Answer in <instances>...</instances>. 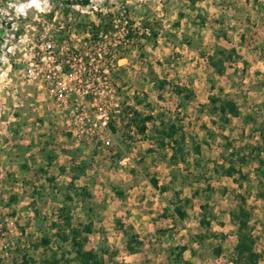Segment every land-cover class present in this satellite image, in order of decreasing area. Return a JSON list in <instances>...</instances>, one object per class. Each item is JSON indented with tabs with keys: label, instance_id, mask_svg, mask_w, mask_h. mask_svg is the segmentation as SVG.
I'll return each mask as SVG.
<instances>
[{
	"label": "rangeland",
	"instance_id": "rangeland-1",
	"mask_svg": "<svg viewBox=\"0 0 264 264\" xmlns=\"http://www.w3.org/2000/svg\"><path fill=\"white\" fill-rule=\"evenodd\" d=\"M87 3L54 0L49 16L59 43L79 47L117 12L138 38L111 73L122 113L111 121L109 147L76 143L50 97L28 81L25 58L0 40V264L72 258L70 243L55 234L58 227L70 234L66 212L75 228L92 225L82 234L84 250L101 254L102 264H233L238 224L231 213L240 206L264 264V177L256 171L264 159V0ZM221 50L229 59L218 74L209 58ZM194 82H205L196 94ZM210 95L234 101L239 114L218 113ZM129 108L179 117L192 138L186 163L170 161V145L151 147L129 127ZM151 178L168 189L154 188ZM129 224L142 241L136 252L127 248Z\"/></svg>",
	"mask_w": 264,
	"mask_h": 264
},
{
	"label": "built area",
	"instance_id": "built-area-1",
	"mask_svg": "<svg viewBox=\"0 0 264 264\" xmlns=\"http://www.w3.org/2000/svg\"><path fill=\"white\" fill-rule=\"evenodd\" d=\"M56 1L78 8L92 0ZM53 2L0 0V40L10 42L9 48L25 58L28 81L50 97L56 117L76 143L109 147L111 121L122 113L111 73L138 39L137 33L124 12H117L109 27L99 29L96 37L86 32L79 47L66 40L59 43L54 18L49 16ZM25 4L30 6L23 8ZM124 114L127 119L131 116L129 111Z\"/></svg>",
	"mask_w": 264,
	"mask_h": 264
},
{
	"label": "trees",
	"instance_id": "trees-1",
	"mask_svg": "<svg viewBox=\"0 0 264 264\" xmlns=\"http://www.w3.org/2000/svg\"><path fill=\"white\" fill-rule=\"evenodd\" d=\"M221 56V57H220ZM229 59V56L224 51H218L217 56L210 57L209 62L213 67L216 73L222 74L224 72V62ZM176 92L181 93L180 89H177ZM209 101L211 106L220 114H230L232 116H237L239 114V108L237 104L232 100L221 99L217 96L210 95ZM139 104V102H136ZM128 111L131 113V116L128 118L127 125L129 127L136 128L137 133L145 137L146 131L149 129V137L158 144L161 150H164L166 145L171 144L172 152L170 154V161L172 162H183L186 163V156L188 155L187 145L192 140L188 136L181 123L179 117H173L172 119L165 120L162 116H155L154 114L148 112L143 114L138 109L129 108ZM156 119L157 124L148 127V124L152 120ZM112 124H110V127ZM259 151V148L256 147ZM193 151L198 156L200 155V146L198 144L193 145ZM258 159V157H257ZM241 160V159H240ZM259 166L256 171L259 176L264 177V159H258ZM235 171L233 163H231L225 170V174L232 175ZM151 184L158 188L160 191L164 192L168 189L166 185H158L157 180L154 178L150 179ZM177 194V193H175ZM88 195V194H87ZM175 213L179 217H184L186 214L181 209L180 206L174 207ZM245 215L244 209L240 206L238 213H231V218L238 224V240L234 246L235 258L233 259V264H258L261 254L257 253L254 248V238L250 233L249 228L245 220L241 216ZM64 221L67 228H69V235H66L65 229L57 228L56 238L61 240V242H69L73 250V257H52V259L45 261L43 264H102V256L96 251L93 250H84L85 236L83 233H90L92 230V225L85 224L81 228H75L70 223V215L68 212L64 215ZM122 224V223H119ZM53 226H58L57 223L53 222ZM121 226V225H120ZM128 231L125 230V233L128 235L127 239V248L130 252H136L140 249L142 241L138 238V235L135 233L132 225H127ZM56 239V242H59ZM51 239L43 238L42 242L47 245ZM61 246V245H60ZM186 246H180L177 252V257L182 258V253L185 251ZM63 256V254H62ZM72 262V263H70ZM12 264H36V262L28 257H23L21 262H13ZM185 264H189L185 261Z\"/></svg>",
	"mask_w": 264,
	"mask_h": 264
},
{
	"label": "crops",
	"instance_id": "crops-1",
	"mask_svg": "<svg viewBox=\"0 0 264 264\" xmlns=\"http://www.w3.org/2000/svg\"><path fill=\"white\" fill-rule=\"evenodd\" d=\"M204 83L205 82H199L198 84H197V82H194V83H192V89H193V91L195 92V94H196V92H197V88H198V86L200 87V86H204ZM206 86V85H205ZM209 86H210V84H209ZM196 98H198V96L196 95L195 96ZM188 102L190 101V99L189 100H187ZM192 102V101H191ZM202 102H205V100H202ZM180 106V107H182L183 106V103H177V106ZM150 113H152L153 114V112L152 111H149ZM154 121V125H156L158 122L156 121V119H154V120H152V122ZM156 121V122H155ZM148 127H149V124H148ZM149 135H150V131H149V129H147V131H146V136H145V139L149 142V146H151V147H155V148H158V149H160V147L158 146V144L157 143H155L150 137H149ZM170 146H171V144H169ZM168 145H166V147H167ZM165 147V148H166ZM172 149V148H171ZM157 183H158V180H157ZM159 185V184H158ZM154 187V186H153ZM154 188H156V187H154ZM156 189H158V188H156ZM159 190V189H158Z\"/></svg>",
	"mask_w": 264,
	"mask_h": 264
},
{
	"label": "clouds",
	"instance_id": "clouds-1",
	"mask_svg": "<svg viewBox=\"0 0 264 264\" xmlns=\"http://www.w3.org/2000/svg\"><path fill=\"white\" fill-rule=\"evenodd\" d=\"M29 6H30V5L25 4V5H23V8H26V7H29ZM9 7H15V5H9ZM20 7H21V6H20ZM20 7H19V8H20ZM19 8H18V9H19ZM18 9H17V10H18Z\"/></svg>",
	"mask_w": 264,
	"mask_h": 264
}]
</instances>
